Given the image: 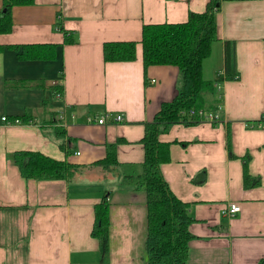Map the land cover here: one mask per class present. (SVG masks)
Here are the masks:
<instances>
[{"label":"crops","instance_id":"0c3cea01","mask_svg":"<svg viewBox=\"0 0 264 264\" xmlns=\"http://www.w3.org/2000/svg\"><path fill=\"white\" fill-rule=\"evenodd\" d=\"M208 2L35 0L13 7L12 29L0 33V118L22 123L0 119V264H145V192L123 183L122 166L105 172L97 162L108 143H116L121 164L142 162L146 122L182 89L176 65L145 71L143 25L184 22ZM217 33L220 63L203 108L220 120L171 124L159 136L171 154L161 169L196 218L185 264H257L264 257V0H220ZM69 34L74 41H66ZM130 40L137 41L135 59L104 60L106 41ZM226 41L235 46L234 77L226 70ZM24 45L37 51L21 55ZM109 113L124 120L97 122ZM26 150L66 159L75 173L68 180L25 178L13 153ZM245 156L250 174L261 178L257 185L244 184ZM105 195L110 249L101 262L92 230ZM234 202L240 211L225 215Z\"/></svg>","mask_w":264,"mask_h":264},{"label":"trees","instance_id":"16d2710c","mask_svg":"<svg viewBox=\"0 0 264 264\" xmlns=\"http://www.w3.org/2000/svg\"><path fill=\"white\" fill-rule=\"evenodd\" d=\"M34 2L35 0H3L0 33L11 31L12 9L15 5ZM219 6L220 0H209L204 11L190 12L184 22L143 25L141 43L145 71L150 65H176L183 76L182 89L172 101L162 104L152 121L146 122L141 139L145 150L142 162L121 164L117 158L116 143H108L106 157L97 162L105 172L122 166L123 183L145 192V264H185L189 258V242L193 238L190 225L196 218L191 212L192 204L175 195L162 173L161 166L171 159V154L170 143L161 141L159 136L173 123L182 121L191 124L199 121L195 116L190 117L187 111L191 107H204V94L213 88V81L205 79L203 69L205 60L212 54L214 44L220 40L217 33ZM58 29L63 30L62 25ZM70 34L66 41L72 42L74 38ZM225 44L226 70L230 77H234L235 46L232 43L230 47V41ZM35 47L24 45L21 55L28 56L32 51H37ZM103 55L105 61L133 60L137 56V41H106L103 44ZM61 145L64 148V143ZM227 147L229 155L234 156L230 139L227 140ZM13 160L25 178L68 180L74 175L76 168V165L66 159L58 160L39 151H17L13 153ZM248 163L249 156L243 157L246 187L257 185L261 181L259 176L250 174ZM92 236L99 240L101 262H106L110 249V208L106 195L95 205ZM257 264H264V257Z\"/></svg>","mask_w":264,"mask_h":264},{"label":"built area","instance_id":"2783aa9c","mask_svg":"<svg viewBox=\"0 0 264 264\" xmlns=\"http://www.w3.org/2000/svg\"><path fill=\"white\" fill-rule=\"evenodd\" d=\"M152 82H155V79H152ZM60 94V93H57ZM187 114L190 117H197L198 120H207L210 122L215 123L216 121L220 120V115L218 112L216 111H208L203 107L200 108H195V107H191L188 111ZM109 117H112L114 119V121H123L124 120V116L122 113H117L115 115H111L106 114L104 116H101L100 118L97 119V122L100 124H104L106 123L107 119ZM263 120H264V115H263ZM1 121L5 122V123H22V120L20 118H14V119H10L8 118L6 115L1 116ZM90 121H96V119L93 118H89ZM0 131H1V125H0ZM240 211V205L236 202L234 203H229V205L225 208V210L223 211L225 215H235L236 213H238Z\"/></svg>","mask_w":264,"mask_h":264},{"label":"rangeland","instance_id":"374dc122","mask_svg":"<svg viewBox=\"0 0 264 264\" xmlns=\"http://www.w3.org/2000/svg\"><path fill=\"white\" fill-rule=\"evenodd\" d=\"M220 46H214L211 56H209L204 62L203 74L205 79L213 77L214 68L220 63Z\"/></svg>","mask_w":264,"mask_h":264}]
</instances>
